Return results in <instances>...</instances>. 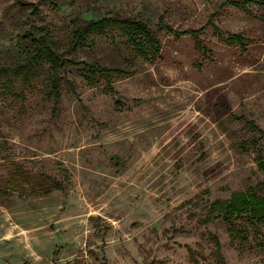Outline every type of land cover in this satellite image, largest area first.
Here are the masks:
<instances>
[{"label":"rangeland","instance_id":"1","mask_svg":"<svg viewBox=\"0 0 264 264\" xmlns=\"http://www.w3.org/2000/svg\"><path fill=\"white\" fill-rule=\"evenodd\" d=\"M231 1L0 0V64L45 31L73 62L57 73L59 101L48 64L20 96L0 87V264H193L190 250L217 264L211 235L226 264H264V226L243 241L208 215L215 200L264 181L242 147L258 134L238 118L264 130V0ZM105 17L144 21L157 58H138L119 34L73 47L76 26ZM161 18L176 33L159 29ZM95 61L129 72L113 93L88 83ZM258 147L264 156V139ZM17 169L31 182L8 196ZM37 182L62 186L29 195Z\"/></svg>","mask_w":264,"mask_h":264},{"label":"trees","instance_id":"2","mask_svg":"<svg viewBox=\"0 0 264 264\" xmlns=\"http://www.w3.org/2000/svg\"><path fill=\"white\" fill-rule=\"evenodd\" d=\"M252 3V0H233L230 4L235 6H244L246 3ZM159 29H166L169 32L176 33L172 27L164 23L163 18L159 20ZM200 30H186L180 32L181 35H194L198 38ZM119 34L125 38L127 46L134 52L138 58L144 60H152L157 58L160 53V44L156 33L144 21L120 19L116 17H105L98 20L85 21L76 26L72 32L71 42L73 47L80 46L90 35H108ZM27 45H23L24 55L22 58L11 62L0 64V87L4 93L20 96L21 88L19 85H30L34 79L39 76L43 64H48L53 71L49 78V86L51 88L50 96L56 101L60 99V80L58 72L69 62L64 60L59 52L58 46L60 40L54 39L49 31L36 36L35 34H27L24 36ZM230 44L242 43L241 35H234L228 39ZM200 49V45H198ZM73 63V62H72ZM7 64V65H6ZM75 64V63H74ZM118 68L104 67L96 61L86 70V79L89 84L103 82L105 91L113 93L114 79L117 76L127 74ZM23 87V86H22ZM244 123L257 133V137L253 136L251 140L242 144L244 149L253 148L257 154L256 159L259 167L264 171V156L262 150L258 147V141L264 139V130L260 128L254 120H249L244 116L238 117ZM29 176L24 170L17 169L11 173L4 190L6 195L12 191H19V195L27 194L26 186L31 182ZM25 186V187H24ZM61 183L37 182L29 190V195L49 194L53 190L60 189ZM263 187V189H262ZM262 189V190H261ZM209 217L212 219L222 218L228 226V232L233 239L245 240L249 231L253 230L255 234L261 232L260 228L264 226V181L258 186L248 189L247 191H239L233 193L227 200H215L209 206ZM207 222V221H205ZM239 222V223H238ZM215 244V260L217 264H226L221 254V243L216 235H211ZM190 260L193 264H198L196 254L190 250Z\"/></svg>","mask_w":264,"mask_h":264}]
</instances>
